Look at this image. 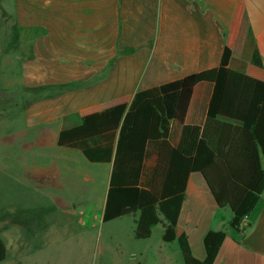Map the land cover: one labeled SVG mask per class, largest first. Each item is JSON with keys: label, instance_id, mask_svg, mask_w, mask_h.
I'll return each instance as SVG.
<instances>
[{"label": "crops", "instance_id": "obj_1", "mask_svg": "<svg viewBox=\"0 0 264 264\" xmlns=\"http://www.w3.org/2000/svg\"><path fill=\"white\" fill-rule=\"evenodd\" d=\"M0 20L6 28L0 39V264H28L35 250L36 264L67 263L72 252L63 244L70 231L55 228V212L64 219L72 206L94 203L105 178L100 205H90L85 216L92 225L103 223L113 165L60 147L65 127L130 105L141 90L217 68L225 48L232 51L231 69L264 81V0H0ZM250 32L262 66L243 58ZM207 92L196 88L185 124L199 122ZM181 131L172 122L174 144ZM39 210L48 212L45 227ZM130 218L134 236L138 216ZM232 218L203 176L192 173L177 233L187 235L193 255L204 260L205 236L223 230L216 264H264V194L246 230L232 229ZM162 234L159 256L173 264ZM74 253L79 259L83 252ZM136 258L122 254L114 264H139Z\"/></svg>", "mask_w": 264, "mask_h": 264}, {"label": "trees", "instance_id": "obj_2", "mask_svg": "<svg viewBox=\"0 0 264 264\" xmlns=\"http://www.w3.org/2000/svg\"><path fill=\"white\" fill-rule=\"evenodd\" d=\"M231 56L225 48L219 67L141 90L130 105L79 118L59 135L60 147L78 149L92 163H112L103 222L138 216L137 240L150 239L161 225L163 242L178 243L184 264H216L227 235L207 233L204 260L193 255L185 233L178 235L192 173L203 176L219 207L231 209L229 226L238 232L264 194V81L231 69ZM243 58L262 66L251 32ZM198 87L208 90L200 120L185 124ZM172 122L182 126L178 144Z\"/></svg>", "mask_w": 264, "mask_h": 264}, {"label": "rangeland", "instance_id": "obj_3", "mask_svg": "<svg viewBox=\"0 0 264 264\" xmlns=\"http://www.w3.org/2000/svg\"><path fill=\"white\" fill-rule=\"evenodd\" d=\"M5 4L10 5L11 3L7 1L4 5ZM4 23V21L2 22V20H0V39L4 38L3 42L6 38ZM121 52L122 50L120 48V53ZM104 179L102 178V181L97 183V192L94 196L92 195L94 203L86 205L84 202H80L76 206H72L70 211L66 212L64 219H59L58 212H55L53 222V224H56L55 228L64 230V232L70 231L68 233L69 238L63 245L64 249H70L72 254L71 258L65 264H80L84 263V261V264H114L117 260V256H121L122 254L130 257V259L132 256L137 257L136 260L139 261V264H163L159 256V251L164 250V248L159 249L162 243L161 233L163 232L160 225L154 228L151 240H137L131 232L132 225L130 217L93 225L91 219L85 217L90 209V205H92V208H96L100 205L102 195L106 188ZM47 213L46 210H39L38 212L39 224H42V227L47 226V221L50 222ZM62 221L65 223L64 226L59 224L62 223ZM84 221H86L88 225L83 223ZM41 229L44 231L46 228ZM164 245H166L167 249L165 251L172 254L171 258H173V260L171 263L184 264L182 253L177 242L170 244L164 243ZM75 251L87 253V255L84 256L82 253L80 258L77 259L74 253ZM38 253V250L34 251L30 256L33 257V259L30 260L28 264L37 263L39 259ZM140 254H143V257H139ZM122 260L124 259L122 258ZM127 260L126 258L125 261Z\"/></svg>", "mask_w": 264, "mask_h": 264}, {"label": "built area", "instance_id": "obj_4", "mask_svg": "<svg viewBox=\"0 0 264 264\" xmlns=\"http://www.w3.org/2000/svg\"><path fill=\"white\" fill-rule=\"evenodd\" d=\"M248 216L244 217V219L241 222L240 229L241 231H244L248 228Z\"/></svg>", "mask_w": 264, "mask_h": 264}]
</instances>
